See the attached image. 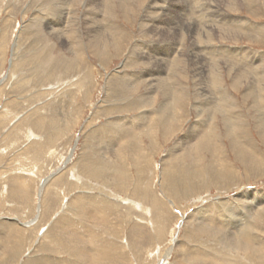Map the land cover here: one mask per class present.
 <instances>
[{
	"label": "rangeland",
	"instance_id": "rangeland-1",
	"mask_svg": "<svg viewBox=\"0 0 264 264\" xmlns=\"http://www.w3.org/2000/svg\"><path fill=\"white\" fill-rule=\"evenodd\" d=\"M0 264H264V0H0Z\"/></svg>",
	"mask_w": 264,
	"mask_h": 264
},
{
	"label": "bare ground",
	"instance_id": "bare-ground-1",
	"mask_svg": "<svg viewBox=\"0 0 264 264\" xmlns=\"http://www.w3.org/2000/svg\"><path fill=\"white\" fill-rule=\"evenodd\" d=\"M190 1V0H189ZM192 1V0H191ZM200 1V0H199ZM230 1V0H229ZM243 1V0H242ZM91 2V1H90ZM100 2V1H99ZM187 2V1H186ZM207 2V1H206ZM235 2V1H234ZM253 2H254V0H253ZM98 3V2H97ZM240 3V2H239ZM246 3V2H245ZM95 4V3H94ZM102 4V3H101ZM153 4V3H152ZM158 4V3H157ZM192 4V3H191ZM190 4V5H191ZM237 4V3H236ZM244 4V3H243ZM210 5V4H209ZM228 5V4H227ZM241 5V4H240ZM149 7V6H148ZM188 7V6H187ZM192 7V6H191ZM201 7V6H200ZM224 7H226L225 5H224ZM204 8V7H203ZM219 8V7H218ZM188 9H190V8H188ZM226 9V8H225ZM239 9V8H238ZM90 10V9H89ZM187 10V9H186ZM192 11V10H191ZM205 11V10H204ZM217 11V10H216ZM199 12V11H198ZM201 12V11H200ZM199 12V13H200ZM226 12V11H225ZM87 13V12H86ZM162 13V12H161ZM216 13V12H215ZM239 13V12H238ZM172 14V13H171ZM213 14V13H212ZM90 15V14H89ZM168 15V14H167ZM178 15V14H177ZM203 15V14H202ZM95 16V15H94ZM164 16V15H163ZM196 16V15H195ZM204 16V15H203ZM202 16V17H203ZM206 16V15H205ZM215 16V15H214ZM216 16H217V14H216ZM213 17V16H212ZM153 19V18H152ZM95 21V20H94ZM177 21V20H176ZM186 21V20H185ZM158 22V21H157ZM196 23V22H195ZM207 23H209V22H206V24ZM89 24V23H88ZM181 24V23H180ZM179 24V25H180ZM203 24H205V23H203ZM230 24V23H229ZM159 25V24H158ZM186 25V24H185ZM189 25H191V24H189ZM212 25V24H211ZM53 26V25H52ZM57 26V25H56ZM143 26V25H142ZM171 26V25H170ZM181 26V25H180ZM233 26V25H232ZM94 27V26H93ZM204 27V26H203ZM236 27V26H235ZM238 27V26H237ZM245 27V26H244ZM175 28V27H174ZM142 29H145V28H142ZM207 29V28H206ZM219 29V28H218ZM236 29V28H235ZM111 30V29H110ZM184 30V29H183ZM197 31V30H196ZM200 31V30H199ZM212 31V30H211ZM213 31H214V29H213ZM232 31V30H231ZM235 31V30H234ZM88 32V31H87ZM223 32V31H222ZM236 32H238V31H236ZM180 33V32H179ZM230 33V32H229ZM72 34H73V32H72ZM110 34H112V33H110ZM192 34V33H191ZM209 34V33H208ZM114 35V34H113ZM161 35V34H160ZM186 35V34H185ZM187 35H189V33L187 34ZM207 35V34H206ZM223 35V34H222ZM240 35V34H239ZM97 36V35H96ZM103 36V35H102ZM199 36H202L201 35V33H200V35ZM216 36V35H215ZM220 36H221V34H220ZM232 36V35H231ZM213 37V36H212ZM229 37V36H228ZM233 37V36H232ZM81 38V37H80ZM101 38V37H100ZM158 38V37H157ZM176 38H177V36H176ZM180 38V37H179ZM186 38V37H185ZM97 39H99V38H97ZM113 39V38H112ZM116 39V38H115ZM193 39V38H192ZM196 39V38H195ZM203 39V41L205 40L204 38H202ZM101 40V39H100ZM182 40V39H181ZM187 40V39H186ZM197 40V39H196ZM198 40H200V38L198 39ZM210 40V39H209ZM106 41V40H105ZM148 42V41H147ZM165 42V41H164ZM208 42V41H207ZM79 43H81L80 41H79ZM94 43V42H93ZM102 43V42H101ZM111 43V42H110ZM114 43V42H113ZM177 43H179V42H177ZM95 44V43H94ZM169 44H171V43H169ZM207 44V43H206ZM77 45H78V43H77ZM92 45V44H91ZM108 45V44H107ZM110 45V44H109ZM178 45V44H177ZM175 46V45H174ZM200 46V45H199ZM98 47V46H97ZM107 47V46H106ZM111 47V46H110ZM201 47V46H200ZM79 48V47H78ZM104 48V47H103ZM196 48V47H195ZM142 50H145V49H142ZM172 50V49H171ZM145 51H148V50H145ZM194 53V52H193ZM197 53V52H196ZM220 53V52H219ZM170 53H168V55H169ZM180 55H181V53H179ZM261 54V53H260ZM179 55V56H180ZM146 56V55H145ZM158 56V55H157ZM175 57H176V53H175V55H174ZM178 56V57H179ZM183 56V55H182ZM188 56V55H187ZM260 56H262V55H260ZM148 57H149V55H148ZM175 57L173 58V59H175ZM195 57H198V56H195ZM166 58H167V56H166ZM260 58V57H259ZM254 59V58H253ZM159 62H161L162 61V59L161 58H159ZM199 60V59H198ZM179 61V60H178ZM204 63H206L205 61H203ZM153 63V62H152ZM232 63V62H231ZM202 64L198 61V63H197V67L195 68V71H196V73L197 74H201V73H203L204 71L202 70V67L203 66H201ZM204 65V64H203ZM207 66V65H206ZM212 69V68H211ZM210 69V70H211ZM203 71V72H202ZM196 73H194L195 75H197ZM231 74V73H230ZM240 77V76H239ZM152 79H154V80H158V81H156L155 83H151V85H154L153 86V88H155V89H157L156 87H155V85L157 86L158 85V83H160V78H152ZM199 80V79H198ZM164 81V80H163ZM158 87V86H157ZM148 88H150V87H148ZM152 88V87H151ZM201 88V87H200ZM148 90V89H147ZM152 90V89H151ZM168 91V90H167ZM201 91V90H200ZM148 92H150V91H148ZM170 92V91H169ZM176 92V91H175ZM198 92V91H197ZM172 95H174V94H172ZM171 97V96H170ZM174 99V98H173ZM164 120H166V119H164ZM163 126L164 127H168V123H164L163 124ZM195 127H198V126H195ZM129 128H131V127H129ZM126 129V128H125ZM192 137H194V136H192ZM191 137V138H192ZM91 173V172H90ZM87 202V201H86ZM258 203V202H257ZM252 210V209H251ZM248 212H251V211H248ZM234 219V218H233ZM239 220V219H238ZM233 224V223H232ZM237 224V223H236ZM235 224V225H236ZM197 227V226H196ZM235 227V226H234ZM73 230V229H72ZM242 248H245L243 245H242ZM247 248V247H246Z\"/></svg>",
	"mask_w": 264,
	"mask_h": 264
}]
</instances>
